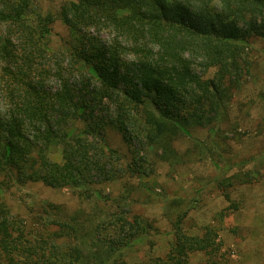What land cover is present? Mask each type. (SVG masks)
Instances as JSON below:
<instances>
[{
  "label": "trees",
  "instance_id": "obj_1",
  "mask_svg": "<svg viewBox=\"0 0 264 264\" xmlns=\"http://www.w3.org/2000/svg\"><path fill=\"white\" fill-rule=\"evenodd\" d=\"M32 1L0 0V172L8 171L5 184L71 189L87 208L46 202L22 217L0 197V264H194L197 254L205 257L198 264H229L215 230L184 229V210L165 253L128 260L133 248L154 244L159 227L119 210L124 195L116 208L93 197L127 171L141 174L145 156L135 140L169 157L193 122L213 135L222 130L252 75L264 0L68 1L58 15L71 40L58 48L50 45L54 15L31 19ZM106 102L112 114H102ZM109 125L132 149L127 170L104 141ZM53 146L61 147L59 162ZM232 185L220 184L230 203Z\"/></svg>",
  "mask_w": 264,
  "mask_h": 264
},
{
  "label": "rangeland",
  "instance_id": "obj_2",
  "mask_svg": "<svg viewBox=\"0 0 264 264\" xmlns=\"http://www.w3.org/2000/svg\"><path fill=\"white\" fill-rule=\"evenodd\" d=\"M68 1L75 0L32 1L31 19L36 13L55 17L50 38L53 48L71 40L69 27L58 15L59 7ZM249 60L252 75L246 79L222 130L213 135L205 125L193 122L189 126L191 135L179 134L175 142L177 153L169 157L162 156L156 145L145 146L135 140L142 148L140 156H145L141 174L133 176L127 171L123 177L100 185V193L94 194L93 198L102 205L108 198L114 208L117 198L124 195L119 210L125 208L130 218L139 215L159 227L158 233L151 235L154 244L133 248L128 260L165 253L172 237L171 223L184 210V229L200 235L207 227L215 230L223 243L221 253L229 264H264V37L254 42ZM195 67L198 72L203 71L199 63ZM113 111V104L106 102L102 114ZM104 141L120 155L114 164L127 170L133 153L122 133L109 125ZM49 155L52 160L61 161V147L53 146ZM8 180V171L0 172V182H4L0 184V197L13 214L34 216L46 202L64 203L70 212L80 206L87 208L86 202L71 189L36 181L10 180L5 184ZM228 183L234 184L227 189L231 190V203L220 187ZM204 259L197 254L192 262L198 264Z\"/></svg>",
  "mask_w": 264,
  "mask_h": 264
}]
</instances>
